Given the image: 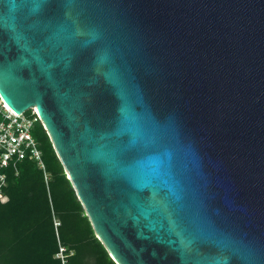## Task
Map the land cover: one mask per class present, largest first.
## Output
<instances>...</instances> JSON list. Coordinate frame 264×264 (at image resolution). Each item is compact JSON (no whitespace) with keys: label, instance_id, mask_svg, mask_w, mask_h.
<instances>
[{"label":"water","instance_id":"water-1","mask_svg":"<svg viewBox=\"0 0 264 264\" xmlns=\"http://www.w3.org/2000/svg\"><path fill=\"white\" fill-rule=\"evenodd\" d=\"M0 96L114 263L264 264V0H0Z\"/></svg>","mask_w":264,"mask_h":264},{"label":"trees","instance_id":"trees-1","mask_svg":"<svg viewBox=\"0 0 264 264\" xmlns=\"http://www.w3.org/2000/svg\"><path fill=\"white\" fill-rule=\"evenodd\" d=\"M33 136L44 169L26 157L3 169L0 264H116L98 239L53 143L39 121Z\"/></svg>","mask_w":264,"mask_h":264},{"label":"built area","instance_id":"built-area-1","mask_svg":"<svg viewBox=\"0 0 264 264\" xmlns=\"http://www.w3.org/2000/svg\"><path fill=\"white\" fill-rule=\"evenodd\" d=\"M41 119L35 108L19 114L11 109L0 96V202L5 203L8 198L3 195V187L6 185V174L3 169L26 157L35 159L44 169L42 153L33 136V129ZM42 123V122H41ZM43 125V124H42ZM65 249L61 248L58 257L66 264Z\"/></svg>","mask_w":264,"mask_h":264}]
</instances>
